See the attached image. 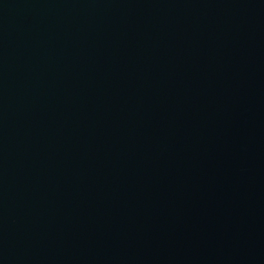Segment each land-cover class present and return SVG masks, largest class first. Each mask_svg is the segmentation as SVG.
Returning <instances> with one entry per match:
<instances>
[{"label": "water", "instance_id": "95a60500", "mask_svg": "<svg viewBox=\"0 0 264 264\" xmlns=\"http://www.w3.org/2000/svg\"><path fill=\"white\" fill-rule=\"evenodd\" d=\"M0 264H264V0H0Z\"/></svg>", "mask_w": 264, "mask_h": 264}]
</instances>
